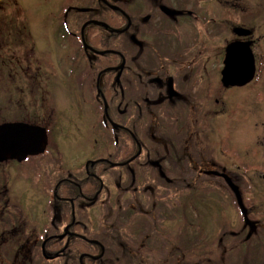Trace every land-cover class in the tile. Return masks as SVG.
Listing matches in <instances>:
<instances>
[{"label": "flooded vegetation", "instance_id": "1", "mask_svg": "<svg viewBox=\"0 0 264 264\" xmlns=\"http://www.w3.org/2000/svg\"><path fill=\"white\" fill-rule=\"evenodd\" d=\"M79 1L57 5L58 15L46 22L48 35L68 51V81L78 84L81 94H74L80 104L71 103V110L76 113L82 105L81 118L97 116L98 126L109 131L115 146L89 149L84 165L65 166V160H76L74 154L62 149L66 157L59 161L50 151V132L60 129L57 120L68 116L66 107L60 109L61 117L53 107L41 118L35 113L44 102L41 96H26L23 110L7 103L9 116L0 114V125L19 122L47 135L43 151L21 160H0V242L8 234L12 238L0 245L11 248L8 260H14L17 246L29 243L28 255L38 258L35 264H248L241 256L246 259L244 253L253 252V246L247 248L253 240L240 237L252 227L245 224L242 210L240 232L228 230L233 238L224 243L226 232L210 236L222 249L214 253L205 248V229L190 217L195 206L189 203L186 183L218 185L221 178L226 183L221 175L211 174L219 159L204 148L200 122L206 103L218 104L236 89L222 83L227 46L250 40L254 50L256 28L248 19L237 22V0H99L80 8L85 24L97 21L82 35ZM17 12L23 19L15 24L8 16L12 27L5 26L3 32L0 26V43L10 45L12 37L20 38L31 60L36 43L26 35L32 22L24 15L28 9ZM39 16L33 18L34 25ZM40 22L45 25L44 19ZM238 27L251 29V35H238ZM222 34L230 35L223 46ZM39 65L32 73L37 80L43 72ZM53 103L59 108L57 100ZM210 108L208 112L216 111V106ZM38 171L40 206L27 207ZM229 193L237 202L228 188ZM260 241L255 250L264 252Z\"/></svg>", "mask_w": 264, "mask_h": 264}, {"label": "rangeland", "instance_id": "2", "mask_svg": "<svg viewBox=\"0 0 264 264\" xmlns=\"http://www.w3.org/2000/svg\"><path fill=\"white\" fill-rule=\"evenodd\" d=\"M70 1L73 2V0ZM80 1L76 2L79 11L75 12L82 18L81 24H83L85 20L83 11L80 8L91 6L93 1L98 4L99 0H83L84 2L82 3ZM64 2L65 0H0L1 31L7 32L4 29L7 25L12 27V23L7 21L8 16L13 23L18 24L23 18L20 16L21 13L18 14L17 10L27 11L28 9V12L24 15L26 18L30 17L31 20L29 19L30 21L28 22L32 23H29V28H32L29 29V33L26 36L29 37L32 45L36 43V46L32 47L31 60L25 56V46L21 45L20 38L12 37L10 39L12 44L10 43V45L0 43L1 47L4 46L0 48V111L2 110L0 114L9 116L8 102H10L12 108L21 110V107L26 105V96H31V94L41 96L44 101L35 109V113L41 118L51 113V108L53 107L60 113L61 117L60 109L62 110V108L66 107V110L69 111L68 116L62 115L63 118L57 120V127H60V129L50 132V151L57 154L56 157L59 161L64 159H62V155L66 157L63 151H67L68 154H74L73 157L76 160L69 163L65 160L66 166L73 165V163L83 164L87 157L86 154L90 153L89 149L95 151L96 149L114 147L115 139L109 134V131L106 130L107 133H105L98 126L97 116L89 114L86 118L80 117L83 111L82 105L76 108V113L70 108L71 103L80 104V99L74 94H81L76 88L78 84L74 87V84L71 83L72 81H68L69 77L72 76V74H70L71 76L68 74L70 73L68 51L59 48L60 45L56 42L58 39L48 35V25H46L47 20L51 21L54 19L55 14L58 15L56 13L57 5L60 8ZM72 2L67 3L71 4ZM236 5L237 22L239 23V20L243 21L244 19L250 20V24L256 28L254 37H259L253 50L257 61V75L249 84L233 86L236 89L227 91L220 103H206L204 119L200 123L204 131L202 141L204 148L210 154L215 152L219 159L217 161L218 167L216 165L214 167L211 166V169L213 168L211 174L218 172L219 174L217 175H220L226 173V171L227 173L229 172V176L241 190L244 207L246 213H248L245 224L252 228L248 231L247 236H244V232L240 238H251L253 240L251 244H247V248L253 246V252L248 255L244 253L246 259L243 256L241 257L248 264H257L258 260L263 264L264 252L255 250V242L257 239L259 241L262 240L263 244L261 241L259 244L264 245V7H262L264 0H237ZM37 15H40V18L35 24L37 25L35 29L34 21L36 20H33V18ZM89 18L98 19L97 17L93 18V15H89ZM43 19L45 20V25L40 22ZM94 21L97 22L96 20H90V22L84 23L82 35L85 33L86 27L94 23ZM103 25L109 26L107 23H103ZM90 27L91 30L94 29L92 26ZM78 29L80 30V27ZM22 35L24 36L23 31ZM229 36L222 34L221 46L230 38ZM5 39V37L2 38L3 41ZM87 44H85V47H91ZM39 46H42V48ZM38 48L41 49L40 53ZM97 48L104 49L103 46ZM39 64L43 72L38 77L40 80H37L32 73L35 72ZM74 88L77 93H72ZM55 100L58 101L59 108L53 103ZM31 105L32 102L28 104L29 109ZM213 105L216 106V111L211 110V112H208ZM69 116H75V120L71 121V123L65 121ZM78 117L80 118L77 120ZM62 149L64 150L62 151ZM88 156L91 155L88 154ZM205 168L210 169L209 166ZM44 169V165H41L42 173L45 172ZM40 173L38 171L32 177L33 188L27 194V207L37 208L40 206L41 191L39 186L41 183L38 175ZM209 183L210 185L205 182L202 185L196 184L195 186L186 183V187H189V203L195 206V212L189 211L190 217L195 223L205 229L202 232V238L206 241H204L205 248L210 247L216 253L222 249L219 247V241L212 242L209 240L210 236L226 232L227 236L222 234L225 238V243L229 237L233 238L228 233V230L240 232L237 230L241 228L244 220L236 204L237 202L232 198L233 202L231 200L232 195L228 194L225 181L221 178L218 185L216 183L212 184V182ZM21 198H23L24 203L23 194ZM190 207L192 206L190 205L189 209ZM214 229H217V231H214ZM19 232L21 231L18 230L17 233ZM18 236L21 238L22 233L18 234ZM4 238L0 244L8 243L9 238L12 240L10 234ZM202 238L201 240H203ZM30 248L31 245L29 243H26L22 248L17 246L15 255L13 252L11 253L14 255V260L9 261L8 256L11 248L8 245L2 248V245H0V264H35L34 259L38 260V258L36 254H33L34 259L32 260L30 254L28 255L27 251ZM255 252L258 253L256 254ZM5 255L7 256L5 257ZM218 255L222 254L218 253Z\"/></svg>", "mask_w": 264, "mask_h": 264}, {"label": "water", "instance_id": "3", "mask_svg": "<svg viewBox=\"0 0 264 264\" xmlns=\"http://www.w3.org/2000/svg\"><path fill=\"white\" fill-rule=\"evenodd\" d=\"M239 35L250 34L243 28H236ZM252 42L234 41L226 48L222 82L226 86H243L250 83L256 75V60L252 51ZM47 135L22 123H5L0 125V160L7 158L23 159L44 150ZM218 174V173H217ZM222 175L236 194L238 203L246 215L240 189L226 174Z\"/></svg>", "mask_w": 264, "mask_h": 264}, {"label": "bare ground", "instance_id": "4", "mask_svg": "<svg viewBox=\"0 0 264 264\" xmlns=\"http://www.w3.org/2000/svg\"><path fill=\"white\" fill-rule=\"evenodd\" d=\"M239 28V27H238ZM243 29H245V30H248V31H250V34H248V36L249 35H251V33H252V31H251V29H249V28H243ZM239 35V34H238ZM240 36H244V37H247V35H240ZM248 41H250V40H248ZM251 42V41H250ZM252 47V46H251ZM227 175V174H226ZM229 176V175H228ZM230 177V176H229Z\"/></svg>", "mask_w": 264, "mask_h": 264}]
</instances>
